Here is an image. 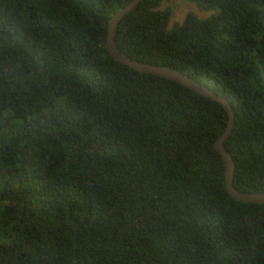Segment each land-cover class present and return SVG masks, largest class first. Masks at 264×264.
Instances as JSON below:
<instances>
[{"label": "trees", "instance_id": "1", "mask_svg": "<svg viewBox=\"0 0 264 264\" xmlns=\"http://www.w3.org/2000/svg\"><path fill=\"white\" fill-rule=\"evenodd\" d=\"M132 0H0V264H264V203L232 200L223 107L114 61ZM142 0L129 58L225 98L232 184L264 192V0Z\"/></svg>", "mask_w": 264, "mask_h": 264}, {"label": "water", "instance_id": "2", "mask_svg": "<svg viewBox=\"0 0 264 264\" xmlns=\"http://www.w3.org/2000/svg\"><path fill=\"white\" fill-rule=\"evenodd\" d=\"M142 0H132L125 7L118 10L112 15L108 22L107 36H106V47L110 57L119 64L127 66L134 71L158 76L172 82L178 83L196 94H199L205 98L213 100L219 103L225 110L228 120L226 128L223 134L215 141L214 149L221 155L225 164V189L228 196L237 202L247 203V204H263L264 203V192L257 193H247L241 192L234 188L232 184V178L234 173L233 160L229 153L223 147L224 141L231 134L234 115L231 106L228 101L214 93L212 90L206 86L200 85L199 83L192 80L187 75L177 71L174 68L165 65L149 64L144 62L135 61L129 58L127 55L122 53L115 43V35L117 28L121 20L127 16L132 10H134Z\"/></svg>", "mask_w": 264, "mask_h": 264}, {"label": "rangeland", "instance_id": "3", "mask_svg": "<svg viewBox=\"0 0 264 264\" xmlns=\"http://www.w3.org/2000/svg\"><path fill=\"white\" fill-rule=\"evenodd\" d=\"M167 7L172 10L173 14L170 25H172L173 23L180 24L183 21L185 15L189 12L194 13L200 18H207L213 13L201 11L197 9L194 4L189 3L186 0H164L161 5V9Z\"/></svg>", "mask_w": 264, "mask_h": 264}]
</instances>
